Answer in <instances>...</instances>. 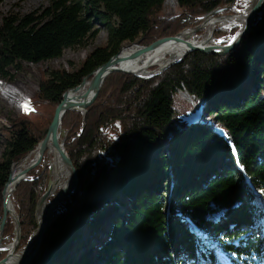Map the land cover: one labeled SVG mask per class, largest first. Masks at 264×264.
Masks as SVG:
<instances>
[{
	"label": "trees",
	"instance_id": "1",
	"mask_svg": "<svg viewBox=\"0 0 264 264\" xmlns=\"http://www.w3.org/2000/svg\"><path fill=\"white\" fill-rule=\"evenodd\" d=\"M165 1L49 0L32 13L0 18V80L5 82L14 81L25 65L85 47L99 33L97 27L107 35L105 45L90 52L75 72L45 74L34 111L4 128L0 223L11 165L44 139L67 90L125 42L143 39L146 46L198 26L218 8L241 14L249 5L245 0H176L182 12L168 20ZM255 22L224 56L194 52L150 80L112 74L85 116H63L79 186L58 204L30 264H264V7ZM238 32L239 27L217 28L214 39L227 44ZM181 89L192 103L179 96ZM196 110L211 116L227 138L193 122ZM42 169L28 174L13 193L21 247L29 246L36 231L35 208L48 186ZM8 220L6 237L14 231ZM105 225L111 230L102 242ZM211 232L213 251L201 237ZM89 240L98 245L94 259L84 253L61 258L62 251L72 252L74 241L81 248Z\"/></svg>",
	"mask_w": 264,
	"mask_h": 264
},
{
	"label": "water",
	"instance_id": "2",
	"mask_svg": "<svg viewBox=\"0 0 264 264\" xmlns=\"http://www.w3.org/2000/svg\"><path fill=\"white\" fill-rule=\"evenodd\" d=\"M263 7H264V0H249V5L245 9V12H242L241 14H226L224 13L227 11L226 8H218L207 14L204 17V21L200 25L192 28H186L183 31L176 34L175 36L162 37L156 39L146 46L141 44L143 39L136 40L135 42L132 43L125 42L120 46L116 54L111 56L106 63L97 67L91 73L90 76L91 78L87 76L82 80V82L78 86L67 90L62 95V99L60 103L55 108L52 122L48 127L44 139L35 148V152H37L35 158L32 159L26 166H24L23 169H21L17 174H13L12 172L13 167L22 163L26 158H29V156L33 154V151H31L20 161L13 163L10 169L8 180L2 191L3 216L0 223V241L4 232L7 217L9 215L15 223V231H16V237L13 242L14 245L13 251H15L16 248L18 247L21 239V224L19 222L18 217L14 214L13 209L9 208V204H10L9 196L12 195V193L15 191V189L18 187V185L21 182L27 181V175L30 173V171L34 170L40 165L44 155L47 154L49 148L57 153V156L60 159V162L64 170L68 174L67 178L69 182L62 189L57 190L56 194L53 195V191L56 189V186L58 185L60 180L57 181L56 176L55 177L53 176L55 170L54 165L51 167L52 180L49 183L47 190L38 201L35 208L34 218L37 226V230H36L37 234L35 240L30 246L28 252H26L27 253L26 255L23 254L21 256H16L13 252H8L7 256L0 261V264H9V260L13 256L19 258L15 264H30L40 250L45 233L47 232L48 228L51 226L54 219L56 218L53 215L54 212L56 211V208L58 207V204L65 198L75 195L78 190L79 177L77 171L73 166V163L64 147L63 142L60 141V134H59L62 117L67 112H78L81 113L83 116H85V114L87 113V109L98 98L99 92L101 90L104 81L112 74H116V73L126 74L142 80H150L152 78L160 76L166 70L173 67L174 65L181 63L188 54L194 52H200L206 55L215 54L218 56H224L234 51L256 24L255 20L258 16L259 11ZM229 18L239 20L240 24L237 26L239 27V32L235 36V39L232 38L227 44H218V42L215 43L214 31L216 30V27H214L211 30V34L208 41L206 40L197 41L195 39L189 41L187 40L189 37H194L200 30L206 29V24L209 19L215 22H219V21L227 20ZM184 37L185 38L188 37V38L184 40ZM165 45L181 46L183 52L181 55L169 57L168 59L166 58L163 62L157 65L151 63L148 65L140 66L139 62H137L139 59L143 58L144 56L150 54L155 50L160 49ZM133 47L134 50H131L130 53H127L126 54L127 56H122V53L124 51H127L128 49H133ZM122 63L129 64V66L127 68L122 67L121 65ZM153 67H157V69L149 72V69ZM88 80H89L88 88L83 94L81 100L70 99L69 94L76 92L79 88H81L84 84H86ZM187 100H191V99H187ZM84 124H85V120L83 119L82 131L85 128ZM8 192H10V194H8ZM50 196H53V199L52 201L49 202L47 206L46 201ZM42 210L44 212L41 216H39L38 213ZM69 253L70 250L63 251L61 258L64 259Z\"/></svg>",
	"mask_w": 264,
	"mask_h": 264
},
{
	"label": "rangeland",
	"instance_id": "3",
	"mask_svg": "<svg viewBox=\"0 0 264 264\" xmlns=\"http://www.w3.org/2000/svg\"><path fill=\"white\" fill-rule=\"evenodd\" d=\"M170 1L171 0H166L164 2L165 11H164L163 15L165 16V19H168V20H169V17L172 16V14H175L174 11H176V9H178V11H181L177 7L178 6L177 4H176V7H175V4L174 5H169L168 3ZM48 2H49V0H4L0 4V18L2 16H6V15H9V14L26 15V14L32 13L34 11H37V10L43 8V7H46L48 5ZM244 2H245V4H249V0H245ZM166 6L168 8H166ZM224 13H226V12H224ZM226 14H228V13H226ZM204 17H203L201 23L204 21ZM237 26L238 25H236V24H233V26L232 25H230V26H216V29L217 28L232 29L233 27H237ZM97 28L99 29V33L96 35L95 38L88 39L86 41V46L85 47H83V48H75V49H72V50H65L63 55H62V57L58 58V59L49 60V61H46V62L39 63L37 65H31V66L25 65L23 71L16 75L14 81L10 82V81L6 80L5 83H7L10 87L15 89V91L18 93V95H20L22 97L24 96L25 98L28 97L30 99L29 102H30L31 108L35 109V106L33 104V99H34V97L36 96V94L38 92V84H39L40 80L44 77L45 74H47V73H49L51 71H55V70H65V71L70 72V73L71 72H75L79 68L80 64L84 61V59L86 58V56L90 52H92L95 48L103 47L105 45L106 36H107L106 35V31L104 29H102V28H99V27H97ZM184 29H186V28H184ZM183 30H181V31H183ZM202 31H203V33H202ZM206 34H207V29H203V30H200L194 37H191V39L192 40L195 39L197 41L203 40V38L206 36ZM218 41H221V43H218V44H223V40H215V43H217ZM155 69H157V67H153V68L149 69V72H151V71H153ZM3 81H5V80H3ZM179 96L182 99H185V100L190 99L188 97V93L185 90H182V89L179 92ZM187 101L192 103L191 100H187ZM13 102H12V99L7 98L5 95L0 93V121L6 120L8 122L7 124L0 123V162L2 161V153H3V150L5 148V139L8 136L7 135V131L4 130V128H7V127L10 128L11 123L13 121H15L16 119L21 117L22 114H25L24 111H21L20 108L18 106H16L15 103H13ZM36 105L38 106L39 104L36 103ZM196 111H198V110H196ZM43 112H45L44 113V117L46 118L47 110L46 111L43 110ZM206 117L208 118L207 114H205L203 116V118H202V121L205 124L204 125L200 124V125L205 127V129L214 130L217 133H219L220 135H222L223 137L227 138L226 134L221 130V128L213 127V126H210V125H208L209 126L208 127L206 125V123H208V121L205 120ZM209 117L212 118L211 116H209ZM200 120L201 119L196 120V122L200 123ZM82 127H83V121H82ZM84 127H85V124H84ZM220 131H222V132H220ZM59 134H60V141L63 142L67 153H68V150H70V149H71L70 151H72L73 147L71 148V142H70V138L68 136V132L65 131L61 127L60 130H59ZM49 156L50 155H44L43 160L40 163V165L36 169L30 171V173H33L37 169L43 168L42 172H41V174H42V173H44L45 168H46L47 174H48V186H49V183L52 180V176H51L52 159H51V156L50 157ZM12 165H11V167H12ZM27 180H28V177H27ZM21 183H23V182H21ZM48 186H47V188H48ZM52 199H53L52 196H50L47 199V201H46L47 206H48L49 202L52 201ZM10 202L12 203L14 214L19 219V216H18L19 209H18V205L16 203V200L13 197V194H12V197H10ZM2 203H3V200H2ZM123 213H124V211H123ZM8 217H9V219H11V221L8 220L10 225H11V222L14 224V231L12 233V236H7V237L4 236V232L5 231L3 232V235H2L1 241H0V252L3 253V256L0 258L1 260H3L7 256L8 252H9L8 249L12 246V244H13V242L15 240V237H16L15 223H14L13 219L9 215H8ZM115 219L116 218H113L112 222ZM118 219H120V218H118ZM107 226L108 225H105L103 227V230H102L103 231V234L101 235V241L102 242L107 241V239L109 238L108 236H109L111 228L107 227ZM36 230H37V227H36ZM105 231H107V233H105ZM36 234H37V232L35 231V233L32 235L33 240H35ZM201 237L204 240V242L213 251L212 247H214V245H215V243H214L215 239H214L213 233L212 232L208 233V234L206 233L204 236H201ZM21 238H22V229H21ZM32 238H30V239H32ZM33 240H32V242H30L28 247H30L32 245ZM20 243H21V239H20L18 247L16 248V253H15L16 256L17 255H22V253L27 250V246L21 247ZM75 243L76 242L74 241L72 246H71L72 247V252H70L68 254L69 256H71V257H73V259H75L81 253H84L85 256L89 258V260H90V258L91 259L95 258V254H96V251L98 249V245L95 244L96 242H94L92 240H89L88 244H86L85 246L82 245L81 248L84 247V249H81L79 244H75ZM94 245H96V247L93 250H91L90 247L91 246L94 247ZM80 249H81V252L79 251ZM89 250H90V254L88 255V253H89L88 251ZM179 257H181V256H179ZM179 257H175L176 260L179 259ZM196 262H197V260H195L194 262L191 261V262H189V264H193V263H196ZM94 264H96V263H94ZM179 264H187V263H186V261H182Z\"/></svg>",
	"mask_w": 264,
	"mask_h": 264
},
{
	"label": "bare ground",
	"instance_id": "4",
	"mask_svg": "<svg viewBox=\"0 0 264 264\" xmlns=\"http://www.w3.org/2000/svg\"><path fill=\"white\" fill-rule=\"evenodd\" d=\"M168 4L169 5H174L175 3H174L173 0H171ZM233 24L239 25L240 21L236 20V19H230L229 18L227 20L215 22V21L209 19L207 21V24H206L207 34L203 38V40H206V41L209 40V37H210V34H211V30L214 27H216V26H230V25L233 26ZM187 38L184 37V40H186ZM187 40L189 41V40H192V39H191V37H189ZM131 50H134V47H133V49H128L127 51H124L122 53V56H127L126 54L130 53ZM182 50H183L182 47L178 46V45H175V46H173V45H165V46L161 47L160 49L155 50V51L151 52L150 54L144 56L143 58L139 59L137 62H139L140 66L148 65V64H151V63L157 65V64H160L161 62H163L166 58L168 59L169 57L181 55L182 52H183ZM121 65H122V67H126V68L129 66V64H123V63ZM0 81L3 82L2 84H0V93L5 95L9 99H12V102L14 101L13 103H15V105L18 106L20 108V110L22 111L21 105L25 101L29 102L30 99L28 97L25 98L24 96L22 97V96L18 95V93L16 91H11V89H13L12 87H10L7 83H5V81H3V80H0ZM88 82H89V80L86 82V84H84L76 92L70 93L69 94V98L72 99V100H78V99L81 100L83 94L85 93L86 89L88 88ZM5 88L9 89V92L4 93L3 89H5ZM61 123H62V120H61ZM60 128H61V125H60ZM36 153L37 152H35V150H34L33 154H31V156H29V158H26L22 163L14 166L13 169H12L13 174H17L21 169H23L24 166H26L32 159H34L35 156H36ZM45 155H50L51 156V159H52V165L51 166L54 165V169H55L54 173H53V176L54 177L56 176L57 181L60 180L58 185L56 186V189L53 191V195H55L57 189L60 190L66 184H68V182H69L68 178H67L68 174L64 170V168H63V166H62V164L60 162V159L58 158L57 153L54 150H51L49 148L47 154H45ZM8 194H10V192H8ZM10 197H12V195L9 196V200H10ZM9 203H10L9 204V208L13 209L12 203L11 202H9ZM43 212H44L43 210L40 211L38 213V215L41 216L43 214ZM29 248L30 247L27 246V250L26 251L24 250L25 252H23L22 255L23 254L26 255L27 254L26 252H28ZM8 250H9V252H13L14 254L16 253V250L13 251L14 250V245L13 244ZM17 256H21V255H17ZM18 259L19 258H17L16 256H13L9 260V264H15L18 261Z\"/></svg>",
	"mask_w": 264,
	"mask_h": 264
},
{
	"label": "snow or ice",
	"instance_id": "5",
	"mask_svg": "<svg viewBox=\"0 0 264 264\" xmlns=\"http://www.w3.org/2000/svg\"><path fill=\"white\" fill-rule=\"evenodd\" d=\"M233 39H235V37H233ZM21 109L22 111H24L25 114L30 113L31 111H34L33 108H31L30 106V102L25 101L22 105H21Z\"/></svg>",
	"mask_w": 264,
	"mask_h": 264
},
{
	"label": "built area",
	"instance_id": "6",
	"mask_svg": "<svg viewBox=\"0 0 264 264\" xmlns=\"http://www.w3.org/2000/svg\"><path fill=\"white\" fill-rule=\"evenodd\" d=\"M174 1V3H175V7H176V2H175V0H173ZM178 7V6H177ZM166 8H168L167 6H166ZM174 13L175 14H172V16H170L169 17V20H172V19H174V18H176V17H178L180 14H181V11H178V9H176V11H174ZM218 43H221V41H218Z\"/></svg>",
	"mask_w": 264,
	"mask_h": 264
},
{
	"label": "clouds",
	"instance_id": "7",
	"mask_svg": "<svg viewBox=\"0 0 264 264\" xmlns=\"http://www.w3.org/2000/svg\"><path fill=\"white\" fill-rule=\"evenodd\" d=\"M2 83H3V82L0 81V84H2ZM11 91H15V89H11ZM3 92H4V93H7V92H9V89L5 88V89H3ZM0 123L7 124L8 122H7L6 120H4V121H0Z\"/></svg>",
	"mask_w": 264,
	"mask_h": 264
}]
</instances>
